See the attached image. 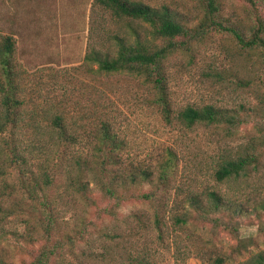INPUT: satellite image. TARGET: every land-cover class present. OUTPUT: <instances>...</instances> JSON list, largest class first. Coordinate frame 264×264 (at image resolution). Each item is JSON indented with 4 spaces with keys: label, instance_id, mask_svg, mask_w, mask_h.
I'll use <instances>...</instances> for the list:
<instances>
[{
    "label": "rangeland",
    "instance_id": "1",
    "mask_svg": "<svg viewBox=\"0 0 264 264\" xmlns=\"http://www.w3.org/2000/svg\"><path fill=\"white\" fill-rule=\"evenodd\" d=\"M138 1L156 8H169L188 27L199 28L206 18L205 5L197 0ZM92 2L0 0V45L7 36L15 41L16 62L22 70L21 84L27 97V108L35 110L38 107L40 112L52 103L60 104L78 127L92 123L105 111L117 123L119 135L127 143L123 153L135 154L147 163L163 153L166 147H173L179 161L168 187V196L174 204L173 208L170 206L172 213L162 219V241L155 228V206L150 203L128 202L119 209L120 218L102 222L84 215L79 207L76 213H70V203L73 202H67L66 193L62 189L50 191L49 196L58 198L55 213L61 240L70 225L79 223L81 217L96 222V226L90 227L89 241L55 264H99L100 259L96 258L103 253L100 247L110 246V236L116 233L129 235L139 246L155 251L156 264H207L201 253L208 258L227 255V264L249 261L256 264L257 257L264 255L263 210L249 209L243 216L233 217L230 231L224 228L214 231L212 225L198 221L197 215L191 216L183 230H178L173 216L183 206L178 201L205 187L233 199L238 197L245 205L264 199V57L260 52L242 50L227 33L206 31L208 28H205L201 38L188 48L176 50L167 60L174 111L187 106L215 105L237 113L244 122L232 133L226 132V126L199 125L192 130L171 126L149 105V91L139 80L127 74L92 77L81 67L87 51ZM221 8V17L228 25L238 24L247 33L255 25V13L246 0H221ZM259 8L264 17V2L259 3ZM102 20L100 17L93 34L98 39L104 35L103 28L111 35L127 38L131 44L137 41V37L143 41L152 39L148 25L109 18ZM115 54L113 48L112 55ZM247 154H256L259 159L258 169L251 171L248 178L218 184L211 172L205 170L216 168L222 155L237 157ZM201 169L204 170L202 176L199 174ZM3 178L0 176V194L3 192ZM90 186L96 188L93 182ZM152 189L149 184L143 187V191ZM97 193L93 194L101 199ZM17 201L8 204L13 207L11 205ZM99 203H103L102 206L108 204L105 201ZM136 213L141 215L148 228L134 236V227L140 226ZM221 214L229 220L230 213L226 211L213 217ZM25 220L11 217L0 223V249L11 257L12 264L29 262L47 242L48 232L43 226H38L35 237L29 242ZM123 245L129 246L130 242ZM24 246H29V250Z\"/></svg>",
    "mask_w": 264,
    "mask_h": 264
},
{
    "label": "trees",
    "instance_id": "2",
    "mask_svg": "<svg viewBox=\"0 0 264 264\" xmlns=\"http://www.w3.org/2000/svg\"><path fill=\"white\" fill-rule=\"evenodd\" d=\"M197 1L202 2L206 9V18L199 28L188 27L167 7L156 8L138 0H93L87 51L81 67L92 77L127 74L139 80L149 91V105L168 125H179L187 130L199 125L226 126V132L232 133L244 119L225 108L215 105L187 106L174 111L167 60L176 50L188 48L201 38L205 28H208L206 31L227 33L242 50L260 52L264 57V17L259 8V3L264 0H246L255 13V25L249 33L238 24L228 25L224 22L221 0ZM100 17L103 22L109 18L112 21L148 25L152 39L143 41L137 37V41L131 44L127 38L114 33L111 35L105 28L102 29L104 35L98 39L93 34ZM113 48L116 49L115 55H112ZM21 72L16 62L15 41L10 36L4 37L0 45V176H4L3 192L0 194V223L11 217L26 218L24 222L29 242L35 237L38 226H43L48 232L47 242L39 253L24 264H55L86 244L91 225L96 226L95 221L83 216L79 223L70 225L61 240L55 213L58 198L49 196L50 191L57 189L66 193L67 202L72 200L70 213H76L79 207L84 215L102 222L120 218L119 209L128 202L150 203L155 206V228L163 241L162 219L172 213L170 206L173 208L174 204L169 199L168 187L178 165L177 151L173 147H166L163 153L147 163L135 154L123 153L127 143L119 135L117 123L105 111L97 115L92 123L78 127L60 104L52 103L40 112L38 107L35 110L29 106L27 108ZM262 82L264 85V76ZM38 134V137H34ZM258 166L256 154L237 157L222 155L216 168L205 170L211 172L218 184H224L250 177L251 171L257 170ZM199 174L202 176L204 170L201 169ZM10 178L14 180L10 181ZM91 182L96 188L90 186ZM147 184L153 189L143 191ZM96 191L101 199L93 194ZM197 191L188 193L185 200L178 201L183 205L173 216L174 226H178V230H183L191 216L197 215L198 221L212 225L214 231L223 228L230 231L233 217L243 216L254 208L264 211V199L245 205L238 197H227L210 187ZM16 200L21 202L17 201L10 207L8 203ZM99 201L108 204L102 206L103 203ZM224 211L230 213L229 220L222 214L213 217ZM135 217L139 219L140 226L134 227V236L148 228L140 214L136 213ZM110 239V246L100 247L103 253L96 258L100 259L99 264L157 263V253L139 246L131 236L116 233ZM125 242H130V245H123ZM23 248L29 250L30 247ZM200 256L207 264H227L228 260L227 255L208 258L201 253ZM255 263L264 264V255H259ZM0 264H12L11 257L4 249H0ZM243 264H250V261Z\"/></svg>",
    "mask_w": 264,
    "mask_h": 264
}]
</instances>
